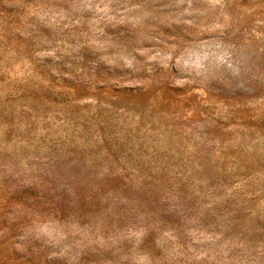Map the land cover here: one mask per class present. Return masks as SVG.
<instances>
[{
  "label": "rangeland",
  "instance_id": "obj_1",
  "mask_svg": "<svg viewBox=\"0 0 264 264\" xmlns=\"http://www.w3.org/2000/svg\"><path fill=\"white\" fill-rule=\"evenodd\" d=\"M0 264H264V0H0Z\"/></svg>",
  "mask_w": 264,
  "mask_h": 264
}]
</instances>
